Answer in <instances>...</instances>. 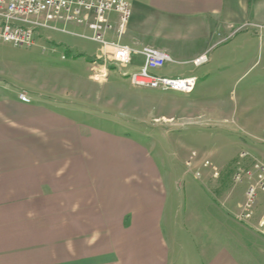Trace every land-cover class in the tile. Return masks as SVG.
<instances>
[{"label": "crops", "instance_id": "0c3cea01", "mask_svg": "<svg viewBox=\"0 0 264 264\" xmlns=\"http://www.w3.org/2000/svg\"><path fill=\"white\" fill-rule=\"evenodd\" d=\"M132 8L134 20L123 31L122 44H140L130 28L153 33V46H144L155 48L158 36L205 41L194 60L233 43L243 27L260 30L246 40L264 36V0H132ZM139 9L147 15H138ZM107 18L113 29L106 38L114 40L118 17L109 13ZM66 26L90 31L81 24ZM45 31L53 32L36 34L33 46L60 43ZM235 49L232 45L230 54ZM100 51L99 45L87 57L88 80L106 86L111 71L102 81L90 76L89 61L108 69V62L93 59ZM66 52L62 60L79 55L70 48ZM137 61L133 67L142 65L140 57ZM32 91L0 85V264H264L262 241L227 247L229 214L215 194L203 193L202 184L191 185L182 220L189 242L178 243L173 220L178 200L155 165L139 162L140 156L132 163L116 162L129 141L69 114L84 112L82 93L72 98L75 104L67 94L44 100L42 90ZM22 92L29 104L18 99ZM210 186L212 193L219 191L216 181ZM238 214L234 218L242 223ZM263 216L264 209L246 226L264 236L258 228Z\"/></svg>", "mask_w": 264, "mask_h": 264}, {"label": "rangeland", "instance_id": "374dc122", "mask_svg": "<svg viewBox=\"0 0 264 264\" xmlns=\"http://www.w3.org/2000/svg\"><path fill=\"white\" fill-rule=\"evenodd\" d=\"M125 1L130 9L129 21H133L132 0ZM137 13L146 16L148 12L139 9ZM64 28L91 35L88 30ZM129 31L140 44L125 40L124 43L134 48L153 46L149 39L153 33L141 35L131 32V28ZM258 31L243 27L242 34L233 43H223L221 48L206 51V61L197 65L193 61L206 47L205 41H192L185 36L178 40L158 36L155 46L160 49L162 45L160 50L167 52L172 62L154 73L171 78L194 76L196 82L190 93L135 88L116 70L111 71L106 86L92 84L88 80L86 60L99 45L69 34L47 31L55 42H60L58 45L42 42L37 46L13 47L0 42V85L14 90H42L44 100L58 98L60 93L67 94L69 103L75 104L77 100L72 98L79 99L82 93L80 109L85 113L77 109L70 110L69 114L129 141L121 145L122 155L116 162L132 163L140 156L139 162L155 165L160 177L171 187L174 200H178L179 208L173 219L177 225H174L175 237L184 247L189 239L182 220L187 195L194 184H202L203 193L207 195L215 194L222 203L220 208L229 214L224 239L227 247H234L238 241L245 244L256 240L264 242L263 235L253 233L246 226L253 216L247 223L242 222L244 224L234 218L242 210L247 190L253 185L246 177L237 181V169L249 168L254 159L264 162V36L245 38L248 33ZM232 45L236 47L234 54L229 52ZM66 48L79 55L72 58L67 54L62 60ZM138 58L133 56V61L138 63ZM83 89L92 90L91 96L88 92L85 96ZM242 152L249 156L240 158ZM205 161L211 167H203ZM212 181L220 184L215 193L210 186ZM238 203L241 206L237 208ZM263 205L264 192L258 189L253 215L259 216Z\"/></svg>", "mask_w": 264, "mask_h": 264}, {"label": "built area", "instance_id": "2783aa9c", "mask_svg": "<svg viewBox=\"0 0 264 264\" xmlns=\"http://www.w3.org/2000/svg\"><path fill=\"white\" fill-rule=\"evenodd\" d=\"M109 13H114L118 17L114 40L106 38V34L113 29L107 18ZM129 18L130 9L125 0H0V42L13 47H30L35 45V35L43 30L70 33L101 46L99 55L93 59L105 60L108 62V69H97L90 66L89 61L92 79L105 80L109 71L116 70L135 88L192 92L195 77L171 78L154 73L166 63L172 62L167 52L152 46L134 48L120 42ZM68 24L85 25L91 35L71 33L64 28ZM133 56L142 59L141 66L133 67ZM205 61L206 57L201 56L193 63L197 65ZM18 99L25 104L31 102L24 92L18 95ZM248 156L247 152L240 153L242 159ZM203 167L211 165L205 161ZM242 177L253 181V185L247 190L242 210L237 215L240 222H246L253 216L256 191L259 189L264 192V162L254 159L249 169H237L235 179L238 181ZM258 228L259 232L264 234V217L260 220Z\"/></svg>", "mask_w": 264, "mask_h": 264}]
</instances>
